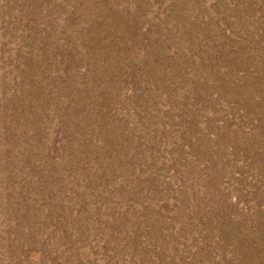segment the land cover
I'll list each match as a JSON object with an SVG mask.
<instances>
[{
    "label": "rangeland",
    "instance_id": "374dc122",
    "mask_svg": "<svg viewBox=\"0 0 264 264\" xmlns=\"http://www.w3.org/2000/svg\"><path fill=\"white\" fill-rule=\"evenodd\" d=\"M0 264H264V0H0Z\"/></svg>",
    "mask_w": 264,
    "mask_h": 264
}]
</instances>
